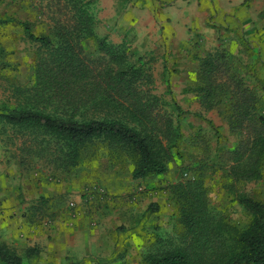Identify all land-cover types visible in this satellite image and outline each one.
<instances>
[{
    "label": "rangeland",
    "instance_id": "rangeland-1",
    "mask_svg": "<svg viewBox=\"0 0 264 264\" xmlns=\"http://www.w3.org/2000/svg\"><path fill=\"white\" fill-rule=\"evenodd\" d=\"M49 1L0 0V19L28 22L36 35L49 36ZM94 1L98 35L125 55L115 58L141 65L167 110L175 102L183 111L182 159L144 179L105 154L64 170L26 149L24 139L0 123V242L25 260L27 250H39L38 264H144L154 227L171 229L168 187L187 172L189 178L195 163H218L244 140L230 129L225 95L216 94L212 106L202 103L198 69L208 56H225L229 72L254 89L264 113V0ZM86 45L101 54L93 40ZM45 53L20 25L0 24V107L24 102L16 88L31 83ZM207 186L214 205L229 207L233 223L245 229L249 216L234 199L243 194L264 201V169L258 180L233 188L227 172L219 171ZM153 204L159 211L146 215Z\"/></svg>",
    "mask_w": 264,
    "mask_h": 264
},
{
    "label": "trees",
    "instance_id": "trees-1",
    "mask_svg": "<svg viewBox=\"0 0 264 264\" xmlns=\"http://www.w3.org/2000/svg\"><path fill=\"white\" fill-rule=\"evenodd\" d=\"M94 4V0L49 1V36L36 35L28 22L0 19V24L23 27L46 50L35 78L27 87L16 88L24 102L1 106L0 123L11 126L24 139L26 149L64 170L105 154L131 166L134 179L163 175L170 163L182 159L183 111L175 102L173 111H168L169 104L154 93L152 74L122 58L121 48L98 35ZM92 40L95 52L101 53L98 56L87 50L86 43ZM220 58L208 56L200 63L198 90L205 93L202 103L208 106L216 94L228 98L230 129L243 134L244 140L218 163H195L188 169L189 178H185L187 172L168 187L171 229L154 227L144 264H264V201L235 196L249 216L247 227L241 229L233 223L229 207L214 205L207 186V180L219 171L227 172L233 188L238 182L258 180L264 169L260 99L244 78L229 72L225 56ZM158 211L153 204L146 215ZM39 255V250L31 248L25 260L0 242V264H38Z\"/></svg>",
    "mask_w": 264,
    "mask_h": 264
},
{
    "label": "crops",
    "instance_id": "crops-1",
    "mask_svg": "<svg viewBox=\"0 0 264 264\" xmlns=\"http://www.w3.org/2000/svg\"><path fill=\"white\" fill-rule=\"evenodd\" d=\"M261 53L263 54V52H261ZM5 225H7V224H5ZM7 226H8V225H7ZM7 230L9 231L10 235H12V234H13V232H12V231H13V228H12V227H11V228H10V227H8V228H7Z\"/></svg>",
    "mask_w": 264,
    "mask_h": 264
}]
</instances>
